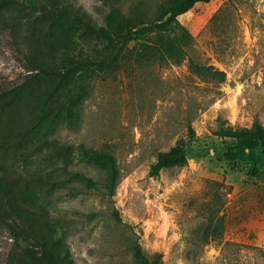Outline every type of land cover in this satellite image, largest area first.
Masks as SVG:
<instances>
[{"label": "rangeland", "instance_id": "374dc122", "mask_svg": "<svg viewBox=\"0 0 264 264\" xmlns=\"http://www.w3.org/2000/svg\"><path fill=\"white\" fill-rule=\"evenodd\" d=\"M66 1L75 6L66 25L80 12L102 25L109 10L105 0ZM165 1L120 0L119 7L143 25L158 18ZM30 11L18 4L0 12V94L35 77L29 47L35 59L44 53L38 14ZM169 32L180 39L176 60L161 59L156 39L146 35L126 44L109 67L76 75V84L83 77L78 116L57 118L52 136L66 154L16 161L8 152L0 167L11 186L36 185L40 177L55 236L73 264H140L135 244L159 253L162 264H264V146L229 160L224 153L235 140L217 134L226 126L247 130L254 120L264 126V0L196 3ZM81 34L75 59L112 56L107 41ZM190 61L224 78L198 74ZM37 79L41 93L26 111L36 112L48 95V80ZM8 141L0 137L1 147ZM174 144L187 150L186 163L149 176L157 153ZM80 145L116 158L112 195L103 167L85 161ZM38 255L18 219L0 214V264L36 263Z\"/></svg>", "mask_w": 264, "mask_h": 264}, {"label": "trees", "instance_id": "16d2710c", "mask_svg": "<svg viewBox=\"0 0 264 264\" xmlns=\"http://www.w3.org/2000/svg\"><path fill=\"white\" fill-rule=\"evenodd\" d=\"M108 3V13L102 25H95L89 17L80 12L66 25L69 8L74 4L65 0H0V12L20 4L28 6L31 13L37 12L35 23L39 25V38L44 53L35 59L34 51L28 48L26 58L35 71V77L25 81L18 87L0 94V137L9 141L6 147L0 142V167L9 152L14 160L19 156L45 153L46 161L58 156L62 157L68 150L63 144L52 137L54 123L57 118L73 122L77 116V101L83 92L82 75L76 84V75L87 67L104 69L115 62V55L130 41H139L146 35L153 36L156 41V51L163 60H176L181 52L180 39L177 34L169 32L176 23L177 17L189 11L196 3L209 0H166L161 5L158 18L149 24L138 25L132 17H127L119 7L120 0H105ZM80 27L81 36L103 39L113 50L112 56L101 59H75L72 56L77 51L76 28ZM137 27V29H135ZM198 74L212 79L222 80L224 73L211 66L189 62ZM37 77L48 80L46 89L48 95L41 100L36 112L26 111L30 104L36 103L41 93V87L35 86ZM39 83V79H37ZM75 82V83H74ZM85 93V92H84ZM25 111V112H24ZM28 112L27 120H24ZM188 132L193 136V129ZM219 137H231L235 140L233 146L224 154L233 160L245 150L252 151L264 146V126L254 120L247 130H234L230 126L218 130ZM82 158L88 163L101 165L105 171V185L109 195H112L119 177L116 158L107 151L90 150L80 145ZM187 161V150L181 144H174L167 150L157 153L150 164L149 176L157 177L161 170L183 166ZM3 170V169H1ZM0 170V214L14 216L23 226L26 237L31 239L39 255L36 263L30 264H73L68 250L56 238V220L50 215L45 202V193L40 185V177H35V184H19L11 186L7 174ZM38 184V185H37ZM88 184H93L88 180ZM133 255L140 264H162L161 255L145 253L139 244L133 247ZM21 264L25 263L23 260Z\"/></svg>", "mask_w": 264, "mask_h": 264}]
</instances>
